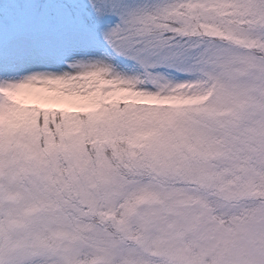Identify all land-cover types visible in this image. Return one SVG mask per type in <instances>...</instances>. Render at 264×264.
Listing matches in <instances>:
<instances>
[{
	"label": "snow or ice",
	"instance_id": "1",
	"mask_svg": "<svg viewBox=\"0 0 264 264\" xmlns=\"http://www.w3.org/2000/svg\"><path fill=\"white\" fill-rule=\"evenodd\" d=\"M0 264H264V0H4Z\"/></svg>",
	"mask_w": 264,
	"mask_h": 264
},
{
	"label": "rangeland",
	"instance_id": "2",
	"mask_svg": "<svg viewBox=\"0 0 264 264\" xmlns=\"http://www.w3.org/2000/svg\"><path fill=\"white\" fill-rule=\"evenodd\" d=\"M3 4L4 0H0ZM121 100L131 105L141 106L146 109H162L168 108L178 110L184 108H197L202 106L205 101L203 98L196 97H169V98H153L148 96L136 95L130 92H124L120 97ZM150 125L159 126L161 129L166 127V118L163 114L149 121Z\"/></svg>",
	"mask_w": 264,
	"mask_h": 264
},
{
	"label": "trees",
	"instance_id": "3",
	"mask_svg": "<svg viewBox=\"0 0 264 264\" xmlns=\"http://www.w3.org/2000/svg\"><path fill=\"white\" fill-rule=\"evenodd\" d=\"M1 4V3H0Z\"/></svg>",
	"mask_w": 264,
	"mask_h": 264
}]
</instances>
